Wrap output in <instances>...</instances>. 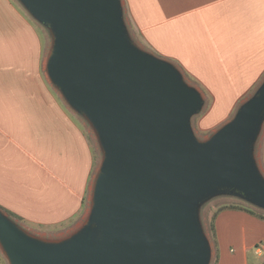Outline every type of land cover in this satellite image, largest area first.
<instances>
[{"label":"water","instance_id":"1","mask_svg":"<svg viewBox=\"0 0 264 264\" xmlns=\"http://www.w3.org/2000/svg\"><path fill=\"white\" fill-rule=\"evenodd\" d=\"M52 39L46 73L92 129L101 162L72 233L35 234L0 208L8 264H212L204 204L233 196L264 210L257 147L264 80L208 138L193 119L201 90L174 62L140 48L123 0H18Z\"/></svg>","mask_w":264,"mask_h":264},{"label":"crops","instance_id":"2","mask_svg":"<svg viewBox=\"0 0 264 264\" xmlns=\"http://www.w3.org/2000/svg\"><path fill=\"white\" fill-rule=\"evenodd\" d=\"M123 3L153 53L203 93L198 128L193 119L199 138L230 121L263 82L264 0ZM41 28L17 0H0V208L29 231L60 238L86 219L101 157L86 123L45 76ZM257 158L264 172V130ZM214 224L212 264H264L256 250L264 219L228 208ZM0 264H8L1 251Z\"/></svg>","mask_w":264,"mask_h":264},{"label":"rangeland","instance_id":"3","mask_svg":"<svg viewBox=\"0 0 264 264\" xmlns=\"http://www.w3.org/2000/svg\"><path fill=\"white\" fill-rule=\"evenodd\" d=\"M18 1V0H17ZM124 8H125V18H126V22H127V26H128V29H129V32L133 38V40L135 41V43L142 49L146 50V51H150V52H153L149 46L144 42L143 38L141 37V35L139 34L138 30L136 29L134 23H133V20L130 18V15L128 13V11L126 10V6L124 5ZM25 10V9H24ZM26 11V10H25ZM26 13H28L26 11ZM28 15L31 17V15L28 13ZM32 18V17H31ZM33 19V18H32ZM34 20V19H33ZM36 21V20H34ZM37 22V21H36ZM38 23V22H37ZM39 24V23H38ZM40 25V24H39ZM42 28L41 30L44 31V35H43V38H44V44H45V65H46V59H47V56H48V53L50 51V47H51V43H52V39H51V36L48 32V30L40 25ZM184 72V70H183ZM44 73H45V76L46 78L48 79L49 81V78L47 76V73H46V69H44ZM185 73V72H184ZM185 78L186 80L192 84V85H195L197 86L195 83H193L190 79V77L185 73ZM50 82V81H49ZM260 86V84H259ZM258 87V86H257ZM257 87L255 90H257ZM56 90V89H55ZM255 90L250 93V95H252ZM57 91V90H56ZM58 92V91H57ZM248 95V97L250 96ZM242 102V101H241ZM66 103V102H65ZM239 106V105H238ZM206 110V109H205ZM237 110V109H236ZM235 114V112H234ZM233 114V115H234ZM202 115V114H201ZM233 117V116H232ZM81 119L86 123L87 125V129H88V133H90L91 137H92V143L94 144V147L96 149V151H98L100 157L102 156L101 152H100V149H99V146H98V143H97V140H96V137L92 131V129L90 128V126L87 124V122L81 117ZM198 121H199V116H196L194 118V126H196L198 128ZM223 204H235V205H240V206H243V207H247V208H250L252 210H254L255 212L259 213V214H262L264 215V210L262 209H259L247 202H245L244 200L242 199H239L237 197H233V196H221V197H217L215 199H212L211 201L207 202L206 204L203 205L202 207V210H201V220H202V224L205 228V232L210 240V242L212 243V246H213V239H214V236H213V233H212V230H211V224L213 222V218H214V214L215 212L218 210V208L223 205ZM22 224V223H21ZM56 236H59V235H56ZM55 237V236H53ZM61 237V236H60Z\"/></svg>","mask_w":264,"mask_h":264},{"label":"trees","instance_id":"4","mask_svg":"<svg viewBox=\"0 0 264 264\" xmlns=\"http://www.w3.org/2000/svg\"><path fill=\"white\" fill-rule=\"evenodd\" d=\"M228 208H236V209H243V210H246L247 212H249L250 214L252 215H255V216H258L262 219H264V215L262 214H259L257 212H255L254 210L250 209V208H247V207H243V206H239V205H231V206H228V205H225V206H222V207H219V209L217 210V212L214 214V220L211 224V230H212V233L215 235V224H214V221L217 217V214L225 209H228ZM11 216V215H10Z\"/></svg>","mask_w":264,"mask_h":264},{"label":"built area","instance_id":"5","mask_svg":"<svg viewBox=\"0 0 264 264\" xmlns=\"http://www.w3.org/2000/svg\"><path fill=\"white\" fill-rule=\"evenodd\" d=\"M256 250L259 254L264 253V241L257 246Z\"/></svg>","mask_w":264,"mask_h":264}]
</instances>
